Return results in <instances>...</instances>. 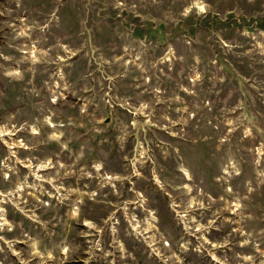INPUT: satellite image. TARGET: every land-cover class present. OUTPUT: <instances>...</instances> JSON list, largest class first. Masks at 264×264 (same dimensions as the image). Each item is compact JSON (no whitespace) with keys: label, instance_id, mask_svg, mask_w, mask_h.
<instances>
[{"label":"rangeland","instance_id":"374dc122","mask_svg":"<svg viewBox=\"0 0 264 264\" xmlns=\"http://www.w3.org/2000/svg\"><path fill=\"white\" fill-rule=\"evenodd\" d=\"M0 264H264V0H0Z\"/></svg>","mask_w":264,"mask_h":264}]
</instances>
